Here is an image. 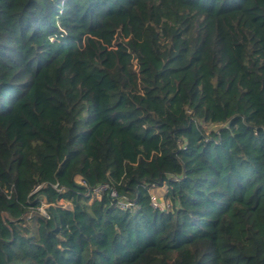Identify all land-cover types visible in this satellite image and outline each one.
I'll return each mask as SVG.
<instances>
[{"label":"trees","instance_id":"16d2710c","mask_svg":"<svg viewBox=\"0 0 264 264\" xmlns=\"http://www.w3.org/2000/svg\"><path fill=\"white\" fill-rule=\"evenodd\" d=\"M0 264H264V0H0Z\"/></svg>","mask_w":264,"mask_h":264},{"label":"built area","instance_id":"2783aa9c","mask_svg":"<svg viewBox=\"0 0 264 264\" xmlns=\"http://www.w3.org/2000/svg\"><path fill=\"white\" fill-rule=\"evenodd\" d=\"M80 183L85 184L84 181H81ZM164 186H166V185H164ZM156 188L157 187L153 186L149 189L150 203H151L152 207L155 209H160L162 211H168L172 206L171 202L167 198H165L166 200H164V201L159 200L157 195L153 193V191H155ZM89 191H90L93 198H98V199L101 198V196L104 192L108 191L112 198L117 199L118 204L122 209H128L129 207L133 206L132 202H130L126 198L120 197L118 195L117 190L111 184H109L107 182L100 183V184L90 188ZM48 205L49 204L43 202L42 205L40 206L41 213L44 214L45 216H48V212H47V208H46V207H48ZM64 206L68 207L66 205H64ZM43 207L46 209L44 212H42V209H41Z\"/></svg>","mask_w":264,"mask_h":264},{"label":"rangeland","instance_id":"374dc122","mask_svg":"<svg viewBox=\"0 0 264 264\" xmlns=\"http://www.w3.org/2000/svg\"><path fill=\"white\" fill-rule=\"evenodd\" d=\"M211 128H212V127H210L209 129H211ZM152 191H153V190H152ZM166 191H167L166 186H161V187H157V188L155 189V191H153V193L157 195V197L159 198V200L164 201V200H166V199H165V198H166V196H165ZM60 203H62V202H60ZM65 205L68 206V207L71 206L69 203H65ZM44 207H45V206H44ZM44 207L41 208V209H42V212H44V211L46 210ZM46 208H47V207H46ZM40 211H41V210H40Z\"/></svg>","mask_w":264,"mask_h":264},{"label":"water","instance_id":"95a60500","mask_svg":"<svg viewBox=\"0 0 264 264\" xmlns=\"http://www.w3.org/2000/svg\"><path fill=\"white\" fill-rule=\"evenodd\" d=\"M77 184H79L80 186H82L80 182H79V183H77Z\"/></svg>","mask_w":264,"mask_h":264},{"label":"crops","instance_id":"0c3cea01","mask_svg":"<svg viewBox=\"0 0 264 264\" xmlns=\"http://www.w3.org/2000/svg\"><path fill=\"white\" fill-rule=\"evenodd\" d=\"M167 188V187H166Z\"/></svg>","mask_w":264,"mask_h":264}]
</instances>
